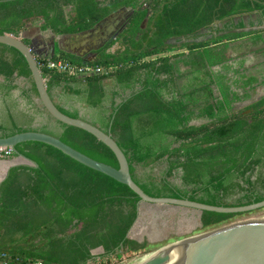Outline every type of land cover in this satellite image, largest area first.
<instances>
[{
	"label": "trees",
	"instance_id": "1",
	"mask_svg": "<svg viewBox=\"0 0 264 264\" xmlns=\"http://www.w3.org/2000/svg\"><path fill=\"white\" fill-rule=\"evenodd\" d=\"M121 10H131L126 25L95 58L62 51L52 57L103 73L68 76L36 57L53 102L55 89L66 104L57 108L110 133L132 180L150 197L225 208L264 201V95L254 100L264 73L245 68L249 55L264 66V0H0V36L20 38L30 27L56 36L87 33ZM0 76L8 91L27 79L39 98L25 58L2 44ZM42 108L54 131L0 127V137L48 134L119 168L97 138ZM82 108L91 117H82ZM13 157L33 166L11 168L0 186V264L120 262L147 248L128 236L141 201L130 188L42 143L17 145ZM244 215L202 212L201 229ZM98 249L103 254L94 256Z\"/></svg>",
	"mask_w": 264,
	"mask_h": 264
},
{
	"label": "water",
	"instance_id": "2",
	"mask_svg": "<svg viewBox=\"0 0 264 264\" xmlns=\"http://www.w3.org/2000/svg\"><path fill=\"white\" fill-rule=\"evenodd\" d=\"M0 44L14 48L25 58L40 102L51 118L61 124L81 129L93 135L112 151L118 161L119 168L116 169L95 161L64 144L60 139L40 132H24L12 137H0V148H11L15 150L17 145L29 142L42 143L53 147L79 164L127 186L140 198V204L145 203L156 206H172L188 209L198 212L200 217L202 212L248 214L264 209V201L248 206L225 208L184 199L153 198L148 196L132 180L128 161L123 151L112 139L110 133H105L98 127L82 119L71 118L57 108L47 91L46 81L32 49L21 38H15L10 35L0 36ZM113 49L112 51L114 52L116 48ZM53 53L54 48H51L50 56L47 58L48 60L52 59ZM134 226L129 234L132 232ZM154 255L153 258L141 264H264V221L259 220L230 225L228 227L223 226L197 237L168 244Z\"/></svg>",
	"mask_w": 264,
	"mask_h": 264
},
{
	"label": "crops",
	"instance_id": "3",
	"mask_svg": "<svg viewBox=\"0 0 264 264\" xmlns=\"http://www.w3.org/2000/svg\"><path fill=\"white\" fill-rule=\"evenodd\" d=\"M130 14L131 10H121L102 21L100 25L98 24L93 30L87 33L56 36L50 31L42 32L39 27H30L21 34L20 38L22 41L24 40L27 42L28 46L35 54V57L40 59L48 58L51 48H54V53L52 55H57L58 52L62 51L76 58H83L84 60L90 61L95 58L99 50L104 48L112 38L123 30ZM255 16L246 18V20H256ZM215 28H220L219 22L216 23ZM256 29L255 27L251 30ZM208 33L209 32H204V34L207 35ZM42 34H46L47 37H43ZM115 48L118 47H114V49ZM184 52L185 51L182 50L174 52L175 54H164L159 57L173 56ZM228 57L233 58L235 56L230 52ZM154 59H156V57L151 58V60ZM245 61V68L248 69L250 73H264L262 61L255 59L252 55L246 57ZM104 85L113 87L114 83L112 80L107 79L104 80ZM7 87L6 80L0 76V127L31 128L35 130L48 126L49 131L55 130V122L43 111L40 99L31 92V84L27 79H16L14 88L10 91H8ZM258 91L259 89L257 92ZM53 97L55 99V104L62 106L66 105L62 100L60 90L56 91L54 89ZM17 166L32 167L33 163L22 157H11L9 159L0 160V186L6 180L10 169ZM129 237L135 240L130 234ZM135 241L141 242L139 240Z\"/></svg>",
	"mask_w": 264,
	"mask_h": 264
},
{
	"label": "rangeland",
	"instance_id": "4",
	"mask_svg": "<svg viewBox=\"0 0 264 264\" xmlns=\"http://www.w3.org/2000/svg\"><path fill=\"white\" fill-rule=\"evenodd\" d=\"M42 36L47 37L46 34H42ZM174 52L178 51H172L167 53V55H171L172 53L175 54ZM263 95L264 87L259 88V91L254 96V100L259 99ZM248 104H250V101L241 104L240 108L247 106ZM90 113L91 112L85 108L81 109L82 117H91ZM263 218L264 209L248 213L247 215L237 218L231 224L225 226L228 227L230 225L232 226L240 223L254 222ZM212 231H214V229H201L200 215L196 211L172 206H156L143 203L140 204L138 221L130 233V236L141 242L147 241V248L143 252L137 253L132 257L122 258L120 262L114 259H111L110 261L98 260L95 264H106L108 262H110L109 264H129L148 255H152L153 253L155 254L162 247L168 244L197 237ZM102 254V249H98L93 252L94 256H101Z\"/></svg>",
	"mask_w": 264,
	"mask_h": 264
},
{
	"label": "built area",
	"instance_id": "5",
	"mask_svg": "<svg viewBox=\"0 0 264 264\" xmlns=\"http://www.w3.org/2000/svg\"><path fill=\"white\" fill-rule=\"evenodd\" d=\"M49 71L65 74L73 77H85L92 74L103 73L104 70L101 68H93L91 66H79L73 64L65 59L57 58L55 60H48L44 65ZM13 157V149L11 148H0V160L9 159Z\"/></svg>",
	"mask_w": 264,
	"mask_h": 264
},
{
	"label": "bare ground",
	"instance_id": "6",
	"mask_svg": "<svg viewBox=\"0 0 264 264\" xmlns=\"http://www.w3.org/2000/svg\"><path fill=\"white\" fill-rule=\"evenodd\" d=\"M260 220H263L264 221V218L263 219H260ZM259 221V220H258ZM144 256V255H143ZM155 255H154V253L152 254V255H148V256H146V257H144V258H142V259H139V260H136V261H134V262H132V263H129V264H141V263H143V262H145V261H147V260H149V259H151V258H153ZM139 258V257H138Z\"/></svg>",
	"mask_w": 264,
	"mask_h": 264
}]
</instances>
